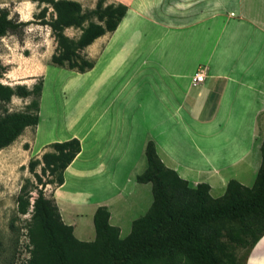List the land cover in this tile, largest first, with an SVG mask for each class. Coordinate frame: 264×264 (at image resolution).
<instances>
[{
	"label": "crops",
	"instance_id": "crops-1",
	"mask_svg": "<svg viewBox=\"0 0 264 264\" xmlns=\"http://www.w3.org/2000/svg\"><path fill=\"white\" fill-rule=\"evenodd\" d=\"M118 3L127 6V13L117 29L96 39L85 52L102 57L113 42L118 49L112 54L109 63L113 68H118L138 54V47L146 43L144 40L152 39V36H156L155 41L164 40L166 45L171 44L166 47L178 49L173 57L168 56L166 49L161 51L162 55L150 53V57L156 60L158 70H152L149 78L158 79L164 85L171 81L169 86L161 90L160 101L167 112L174 114L137 135L135 106L99 105L93 111L94 122L89 125L83 122L79 134L71 132L64 138L46 141L38 146L37 150H41L42 155L49 152V145L54 142L73 138L80 142V153L65 169L63 184L49 186L45 190L49 198L54 200L63 222L73 227L75 238L82 242L95 239L93 216L99 207L108 210L109 224L119 229L121 239L124 233L129 235L132 222L149 209L151 204L146 202L145 195L150 184L136 181L146 168L145 148L149 141L154 142L157 154L167 168L175 171L192 188L202 183L209 185L210 195L217 186L226 190L228 182L233 179H238L245 186L243 178L252 173L255 175L261 164L264 83L258 77L255 83L249 81L250 73L258 66L255 60L257 53L244 49L243 44L247 40L252 42V39L249 36L241 42L237 39L240 38L238 36L243 22L254 28L252 37L256 32L263 34L264 20L257 17L248 19L249 9L245 6L243 9L242 4L238 10H232L215 0H115L114 4ZM157 8L160 11L158 14L155 13ZM187 10H191L193 15L185 19L183 13ZM232 13L233 19L237 20L235 23H231ZM223 17H226L225 20ZM140 19L153 28L147 30L141 26ZM193 25L204 28L202 43L214 44L209 53L206 50L208 44L200 48L198 46L193 58L187 62L180 52L185 42L163 39L159 33H155L162 29L182 31ZM214 31L217 32L210 35ZM118 38L123 40L119 42ZM221 41L223 49L218 50ZM253 41L257 44L263 42L262 39ZM231 45L237 48L235 56L229 58L232 55L229 51ZM202 48L203 52H200ZM242 56L243 63L240 59ZM202 65L206 69L205 80L194 84L192 79L196 67ZM89 106V109L93 108V105ZM185 120L211 127L213 131L209 135H213L212 144L213 141H219L223 146L215 148L208 143L206 148L195 144L192 148L194 156L181 157L176 146L160 138L177 135L176 128L187 125ZM224 176L228 178L217 184ZM70 180L80 182L82 193L67 188ZM65 188L68 190L64 191ZM101 192L109 194L101 196ZM251 252L245 264L264 261V236Z\"/></svg>",
	"mask_w": 264,
	"mask_h": 264
},
{
	"label": "trees",
	"instance_id": "trees-1",
	"mask_svg": "<svg viewBox=\"0 0 264 264\" xmlns=\"http://www.w3.org/2000/svg\"><path fill=\"white\" fill-rule=\"evenodd\" d=\"M32 1L45 5L34 20L48 27L56 42L51 63L80 74L94 67L83 51L99 37L114 32L127 13L126 5L106 4V0H97L91 9H83L74 0ZM49 8L54 15L50 20L46 19ZM28 23L18 22L10 18L7 9H0V40ZM70 28L80 31L77 38L65 35ZM4 73L0 63V79ZM41 93L42 83L31 89L0 83L2 104L10 103L12 97L32 98L25 112L0 114V151L26 128L38 125ZM49 147L52 151L29 162V172L37 183L32 186L27 181L16 200L20 215H26L32 206L27 225L29 258L21 264H244L237 260V249H248L264 236V138L252 187L230 180L218 198L210 195L205 183L190 187L163 164L154 142L149 141L146 168L136 181L151 185V206L132 222L129 235L123 239L119 229L109 224L108 210L99 207L93 216L92 242L75 238L73 227L63 222L54 200L46 198L43 191L46 185L63 184V173L80 153V142L73 138ZM45 176L48 179L43 181ZM32 191L37 196L31 204Z\"/></svg>",
	"mask_w": 264,
	"mask_h": 264
},
{
	"label": "rangeland",
	"instance_id": "rangeland-1",
	"mask_svg": "<svg viewBox=\"0 0 264 264\" xmlns=\"http://www.w3.org/2000/svg\"><path fill=\"white\" fill-rule=\"evenodd\" d=\"M74 1L79 2L83 9L94 8L97 2V0ZM208 1L211 2V0ZM215 1L222 5H227V8L232 10H238V6L242 4L243 9L244 6L249 9L248 19L257 17L264 20V0ZM113 2L115 3V0H106V4ZM44 6V4L39 5L32 0H0V9H7L10 18L18 22H29L16 34H8L0 40V63L5 70L0 83L11 87L25 85L29 89L35 84L42 83V93L39 100V127L26 128L15 142L0 151V264H21L29 258L27 225L30 221L32 206L26 215H20L17 212L16 200L21 187L27 181H30L32 186L37 183L34 174L29 172L28 164L31 160L41 158L40 152L42 151L37 150L41 143L64 138L71 132L79 134L80 126L83 122L86 125L94 122L95 112L93 111L99 105L124 106L130 104L135 106L134 114L136 116L137 135L143 134L151 125L160 124L164 119H168V115L174 114V112H167L164 109V103L160 101L161 90L166 85L169 86L171 81L164 85L158 79L149 78V73L152 70H158L157 64H155L156 60L150 57V53L156 52L162 55L163 52L161 51L166 49L168 56L173 57L178 49L166 47L171 44L166 45L164 40L155 41L156 36H152V39L144 40L146 43L138 47L136 50L138 54L133 55L127 63L122 64L118 68H113V65L109 63L112 54L118 49L113 42L109 46L108 52L104 53L102 57H96L97 54L91 52L88 55L85 50L83 51V54L94 62L93 69L85 74L58 67L51 63V56L56 47V42L51 36V30L48 27L38 25L34 20V16ZM156 11H154L156 14L160 13L158 8ZM192 15L191 10L183 13L185 19H187V16L192 17ZM231 15L233 16L231 23H235L237 20L233 19L234 14L232 13ZM53 16L52 9L49 8L46 19L50 20ZM225 18L223 17L222 19L225 20ZM140 22L141 26H144L147 30L153 28L145 20L140 19ZM189 28L182 31L162 29L155 31V33H159L158 35L163 39L182 40L185 42L180 52L181 55L186 57L185 61L187 62V60L190 61L193 58L198 46L200 48L201 45L207 46L208 44L206 50L209 53L211 46L214 44L211 42L202 43L204 34L202 26L193 25ZM252 29L254 28L251 24L243 22L242 31L238 36L240 38L237 40L241 42V40L247 39L248 36L250 40L252 39V42L247 40V43L243 44L244 49L256 51L255 53H257L255 60L258 61V66L255 71L253 70L250 73L251 78L249 81L255 83L258 77L262 78L264 83V33L256 32L253 38ZM215 32L217 31L211 32L210 35ZM64 33L68 37L77 38L80 31L70 28L66 29ZM226 33L224 36H226ZM254 39H262L263 42L257 44L256 41H253ZM120 40H123V38H118L119 42ZM222 45L223 42L221 41L218 50L223 49ZM236 48L231 45L229 51L232 55L229 58L235 56ZM203 49H200V52H203ZM240 59L241 63H243L244 57L242 56ZM196 68L195 73L201 72L205 75L206 69L203 65ZM31 100L32 98L30 97L26 99L12 97L10 103H0V114L5 112H25L26 106ZM89 105H93V108L89 109ZM81 120L82 122H80ZM185 123L187 125L184 124V127L178 126L176 128L175 131L178 134L175 136L167 138L158 136L161 141L171 142L173 146H176L181 157L194 156L195 151L192 148H194L195 144H200L206 148L208 143L210 146H215V148L223 146L219 141H213L212 144L213 135H209L213 131L210 129L211 127L198 125L192 120H185ZM221 137L219 136V138ZM48 151L50 152L52 149L49 147ZM40 171L41 166H38L36 172L40 174ZM256 172L255 175L252 173L243 178L246 187H252ZM227 178V176L222 177L217 184L222 183L223 179ZM47 179V176L42 178L43 181ZM237 181L239 180L237 179ZM79 185L80 182L78 180L75 182L70 180L67 188H72V192L82 193ZM49 186L54 187L57 185H46L44 187L43 191L46 198H49V194L45 189ZM147 187L149 191L145 198L150 205L153 201V196L150 191V185ZM67 188L64 191H67ZM49 191L51 193L52 190L50 189ZM224 192L225 188L217 186L216 189L212 190L211 196L213 198L221 197ZM105 194L108 195L109 193L101 192V196ZM31 195L30 202L32 204L37 196L36 191H32ZM90 225L92 227L91 223ZM126 236L127 234L124 233L122 238ZM252 249L253 246L248 249H237L238 262L245 264L252 254ZM257 264H264V261Z\"/></svg>",
	"mask_w": 264,
	"mask_h": 264
},
{
	"label": "built area",
	"instance_id": "built-area-1",
	"mask_svg": "<svg viewBox=\"0 0 264 264\" xmlns=\"http://www.w3.org/2000/svg\"><path fill=\"white\" fill-rule=\"evenodd\" d=\"M204 80H205L204 74L201 73V72H198V73H195V74L193 75L192 82H193L194 84H199V83L204 82Z\"/></svg>",
	"mask_w": 264,
	"mask_h": 264
}]
</instances>
